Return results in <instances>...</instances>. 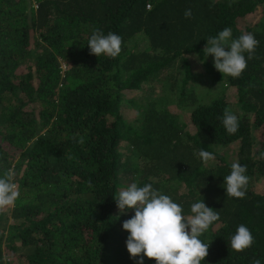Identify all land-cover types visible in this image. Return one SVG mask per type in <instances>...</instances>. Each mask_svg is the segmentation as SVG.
<instances>
[{"label":"trees","instance_id":"16d2710c","mask_svg":"<svg viewBox=\"0 0 264 264\" xmlns=\"http://www.w3.org/2000/svg\"><path fill=\"white\" fill-rule=\"evenodd\" d=\"M226 27L233 39L248 32L259 41L237 79L203 53ZM94 28L123 38L117 58L90 54ZM197 78L237 89L248 116H237L236 133L222 124L232 111L223 90L199 97ZM261 153L264 0H0V175L12 169L20 192L0 213V264H137L122 228L134 211L121 214L115 201L133 182L152 184L184 215L202 200L219 211L200 237L210 245L201 264H264ZM233 162L247 166L244 199L226 195ZM240 224L255 242L238 253L230 238Z\"/></svg>","mask_w":264,"mask_h":264},{"label":"clouds","instance_id":"9594fccd","mask_svg":"<svg viewBox=\"0 0 264 264\" xmlns=\"http://www.w3.org/2000/svg\"><path fill=\"white\" fill-rule=\"evenodd\" d=\"M186 18L192 15L191 9L185 10ZM203 49L205 57H214V68L231 78H240L246 70L249 60L255 58L259 41L252 33L245 32L238 38H232V29L224 28L216 36H209ZM123 38L109 32L105 35L94 28L88 40L90 54L100 57L117 58L122 51ZM63 66V65H62ZM63 69V68H62ZM222 124L229 134L239 128V119L229 109H225ZM79 143H84L83 137ZM201 160L207 164L215 159L213 153L201 149ZM264 159V153L260 157ZM247 166L238 162L231 164L230 174L224 177L226 195L230 198L244 199L247 194L250 177L246 174ZM15 173L7 169L0 175V213L15 206L20 196ZM121 214L133 210L134 215L122 224L123 230L129 233L126 240L130 257L137 259V264H144V258L155 260L156 264H201L209 253V244L200 237L210 226L220 220L219 211L208 207L203 200L193 203L190 215L183 214L180 204L160 191L152 184L138 186L133 182L123 187L115 198ZM254 237L251 230L240 224L230 238V247L235 252H243L252 247ZM251 264H261L254 259Z\"/></svg>","mask_w":264,"mask_h":264},{"label":"rangeland","instance_id":"374dc122","mask_svg":"<svg viewBox=\"0 0 264 264\" xmlns=\"http://www.w3.org/2000/svg\"><path fill=\"white\" fill-rule=\"evenodd\" d=\"M261 17V15H260ZM259 17H255V16H250L247 19V22L251 23L252 25L256 24L257 21H259ZM194 63H197L198 65V69H201V63L198 61V59H193L192 60ZM63 71L65 70V65L62 66ZM197 87H202L201 89L197 90V95H199V97L202 98H207L209 96H213L214 94H216V92L223 90L222 93V97L226 100V102L229 104L230 109L232 110V112H234L237 116L244 118L247 117L248 114H246L240 107L239 105V100H238V93H237V89L236 88H232V87H228V86H222V85H207L202 83V81L197 78ZM224 87V88H223ZM158 89L156 88L154 90V92H158ZM141 96V95H138ZM185 112H183L182 114H184ZM184 117L186 118L187 115H184ZM252 120V118H251ZM253 121H251L252 123ZM188 128L193 129L191 122L189 123ZM194 131V130H193ZM257 134V132H256ZM239 147H240V143L239 141L236 142L235 144H233V146L228 150L229 152V156H231V158H229L230 161L236 160L237 159V153L239 152ZM217 151H219V153L224 152L225 149H217ZM226 155V154H225ZM211 163H215V161H212ZM256 189L261 191L264 189V178H262L260 181L257 182L256 184ZM6 261H8V257L6 258Z\"/></svg>","mask_w":264,"mask_h":264},{"label":"built area","instance_id":"2783aa9c","mask_svg":"<svg viewBox=\"0 0 264 264\" xmlns=\"http://www.w3.org/2000/svg\"><path fill=\"white\" fill-rule=\"evenodd\" d=\"M65 69V68H64Z\"/></svg>","mask_w":264,"mask_h":264}]
</instances>
